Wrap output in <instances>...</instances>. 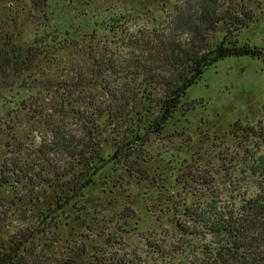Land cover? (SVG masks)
Masks as SVG:
<instances>
[{
    "label": "rangeland",
    "instance_id": "rangeland-1",
    "mask_svg": "<svg viewBox=\"0 0 264 264\" xmlns=\"http://www.w3.org/2000/svg\"><path fill=\"white\" fill-rule=\"evenodd\" d=\"M180 1L48 0V18H20L13 34L34 59L21 75L0 79V170L3 161L36 154L40 143L51 141V132L85 142L87 124L75 116L85 106L89 82H97L90 91L97 104H110L94 76L90 51L96 45L114 48L120 28L158 23L165 9ZM219 1L244 23L230 30L221 22L215 40L232 34L239 44L264 49V0ZM118 120L101 117L91 142L105 160H113L48 221L38 212L56 208L53 187L40 185L31 193L21 184L0 188L4 251L47 222L25 246H52L69 258L82 252L89 264L111 256L127 264H184L196 258L208 237L185 229L191 223L187 213L209 202L229 206L256 192L249 165L256 158L264 162V56L218 59L186 90L182 107L161 131L140 127L142 138L130 142L136 125ZM49 156L56 164L60 159V172L69 166L66 155ZM72 165L73 173H82L78 158ZM73 173L58 183H70ZM64 225L72 228L68 240L50 239Z\"/></svg>",
    "mask_w": 264,
    "mask_h": 264
},
{
    "label": "trees",
    "instance_id": "trees-1",
    "mask_svg": "<svg viewBox=\"0 0 264 264\" xmlns=\"http://www.w3.org/2000/svg\"><path fill=\"white\" fill-rule=\"evenodd\" d=\"M47 8L48 0H0V79L21 75L34 59L31 49L17 42L12 29L20 18H48ZM231 13L219 0H182L169 5L165 9L164 20L158 23L135 27L131 31L120 28L114 48L105 46L101 50L96 45L90 51L95 61L94 76L110 104L106 103L103 108L97 104V98L90 92L97 82H89L85 106L75 116L87 124L86 141L81 143L61 130L51 132V141L40 143L35 150L37 155L27 153L23 159L3 161L0 188L21 184L31 193L40 185L53 187L50 200L55 202L58 210L64 208L74 197L66 205L63 201L74 190L84 183H93L96 174L92 177L91 172L105 160L100 148L91 143L96 137L93 129L101 117L134 123L137 128L129 140L137 141L142 138L138 128H150L157 132L169 124L182 107L186 90L218 59L226 56H264L263 48L239 44L238 39L231 38L232 34L215 40L214 32L221 22L226 23L230 30L231 25L244 23L243 18ZM36 40L42 42L39 37ZM99 77L101 79L98 80ZM52 153L58 157H69V166H63V172L59 171L60 159L56 164L57 160L49 156ZM75 158L80 161L81 174L73 173L75 165H72V160ZM263 163L256 158L249 165L256 177V192L253 194H243L238 202L229 206L209 202L187 213L191 223L185 229L192 230L196 236L208 238L199 246V255L184 264H264ZM71 173L70 183H58ZM16 200L20 201L18 197ZM53 208H41L38 212L41 220L51 219L56 212L51 215L48 212ZM40 226L37 224L23 233L13 245L34 231L26 242L29 243L41 229ZM70 229L65 225L57 232L54 229L50 239L54 238V242L68 240L73 234ZM26 243L1 264H89L85 253L69 258L52 246L31 243L27 247ZM3 246L0 242V257L7 251L3 250ZM85 248L81 247V250ZM94 264L127 263L111 256L96 257Z\"/></svg>",
    "mask_w": 264,
    "mask_h": 264
},
{
    "label": "water",
    "instance_id": "water-1",
    "mask_svg": "<svg viewBox=\"0 0 264 264\" xmlns=\"http://www.w3.org/2000/svg\"><path fill=\"white\" fill-rule=\"evenodd\" d=\"M111 160V157L107 158L103 162H101L99 165H97L94 170L91 172L90 175H93L95 172L100 170L102 167L107 165ZM84 188V185H80L76 190H74L65 200L63 201V204H66L68 201H70L73 197H75L82 189ZM58 208H53L48 212V215H51L57 211ZM42 223V222H41ZM40 223V224H41ZM34 231L29 232L24 238H22L20 241H18L16 244H14L9 250L6 251L5 254H3L0 257V264L7 260L10 256H12L19 248L22 247L23 244L27 242V240L31 237L32 233Z\"/></svg>",
    "mask_w": 264,
    "mask_h": 264
},
{
    "label": "flooded vegetation",
    "instance_id": "flooded-vegetation-1",
    "mask_svg": "<svg viewBox=\"0 0 264 264\" xmlns=\"http://www.w3.org/2000/svg\"><path fill=\"white\" fill-rule=\"evenodd\" d=\"M111 160H113V158H111ZM86 184H84V186H85Z\"/></svg>",
    "mask_w": 264,
    "mask_h": 264
}]
</instances>
